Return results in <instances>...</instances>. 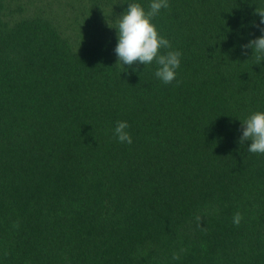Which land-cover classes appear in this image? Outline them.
<instances>
[{
    "label": "trees",
    "instance_id": "16d2710c",
    "mask_svg": "<svg viewBox=\"0 0 264 264\" xmlns=\"http://www.w3.org/2000/svg\"><path fill=\"white\" fill-rule=\"evenodd\" d=\"M151 2L0 0V264H264V0H169L171 84L115 53Z\"/></svg>",
    "mask_w": 264,
    "mask_h": 264
},
{
    "label": "clouds",
    "instance_id": "9594fccd",
    "mask_svg": "<svg viewBox=\"0 0 264 264\" xmlns=\"http://www.w3.org/2000/svg\"><path fill=\"white\" fill-rule=\"evenodd\" d=\"M169 7V0H152L147 11L138 3H130L116 27L118 44L115 53L118 56V63L129 67L136 64L147 66L155 63L158 66L155 76L164 84H171L176 80L182 55L179 51H163L171 49V43L160 35L156 25L152 22L161 9ZM256 12L261 17V23L264 24V9L257 8ZM109 27L111 26L109 25ZM242 47L254 50L253 55L257 64L264 61V35L251 40ZM129 127L127 121L117 122L114 134L120 143L129 145L133 143L132 136L127 131ZM242 129L243 134L239 143L242 145L246 141H251L248 151L254 154H264V112H255L250 115L242 122ZM196 219L198 222L200 221V217ZM242 219V214L237 212L234 214L232 222L239 226ZM181 251L185 250L181 249ZM172 259L179 260L180 253H173Z\"/></svg>",
    "mask_w": 264,
    "mask_h": 264
}]
</instances>
